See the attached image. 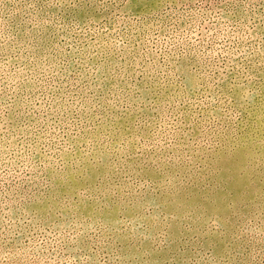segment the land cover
<instances>
[{"label": "rangeland", "instance_id": "rangeland-1", "mask_svg": "<svg viewBox=\"0 0 264 264\" xmlns=\"http://www.w3.org/2000/svg\"><path fill=\"white\" fill-rule=\"evenodd\" d=\"M0 264H264V0H0Z\"/></svg>", "mask_w": 264, "mask_h": 264}]
</instances>
